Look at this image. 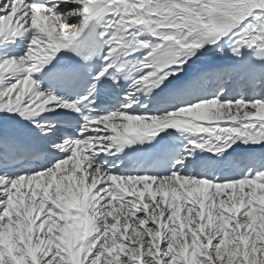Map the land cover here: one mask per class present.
I'll return each instance as SVG.
<instances>
[{
  "label": "snow or ice",
  "instance_id": "obj_1",
  "mask_svg": "<svg viewBox=\"0 0 264 264\" xmlns=\"http://www.w3.org/2000/svg\"><path fill=\"white\" fill-rule=\"evenodd\" d=\"M0 264H264V0H0Z\"/></svg>",
  "mask_w": 264,
  "mask_h": 264
}]
</instances>
